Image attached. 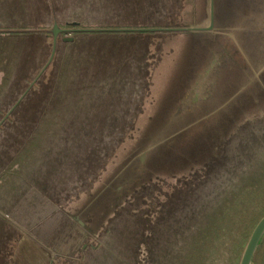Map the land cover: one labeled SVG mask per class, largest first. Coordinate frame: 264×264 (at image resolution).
<instances>
[{
    "label": "rangeland",
    "instance_id": "rangeland-1",
    "mask_svg": "<svg viewBox=\"0 0 264 264\" xmlns=\"http://www.w3.org/2000/svg\"><path fill=\"white\" fill-rule=\"evenodd\" d=\"M43 2L36 0L35 6L40 8ZM182 2V7L174 19V26L177 28L199 27L210 16L212 0ZM110 3L111 14L115 13L114 9L119 5V1L109 0L108 5L102 9L103 15L109 14L108 11L105 12V8H108ZM178 4L180 0H173L175 9H167L161 13V19L165 18L167 24L176 14ZM213 5L216 9L218 6L226 9L230 14L242 10L254 12L258 16V11L264 10V2L260 0H213ZM13 6L15 8L16 4ZM55 10L58 16L59 10ZM63 12L68 13L69 10L66 8ZM122 12L123 9L118 11L119 18ZM32 14H37L30 19L34 26L47 24L49 15L46 17L37 10ZM153 19L145 15L134 19L127 16L121 25H140L141 28L153 23ZM103 23L108 25V21ZM121 25L118 23V27H123ZM123 32L130 33L125 35V38H109L107 42L115 49L119 50L121 47L126 52L133 47V43L128 46L121 43V39L131 41L132 36L131 31ZM233 33L234 31L230 32ZM222 34L215 36L196 30L185 33L172 32L163 36L165 39L161 59L154 68L149 100L139 117L137 132L120 147L117 156L115 150L124 131L117 134L109 130L100 131L103 134L100 139L92 142V145L97 146L96 150L92 151V146H88V141L83 138V131L72 130L81 125L94 127L89 119L92 116L87 112L92 109L98 116L95 106L99 99L98 86L102 83H87L86 81L93 77L78 75L86 62L79 66L77 59L72 63L73 73L67 74V70H71V54L60 55L50 72V75L53 73L50 82L43 81L44 87L51 88L65 77L64 86L66 79L69 81L68 98L58 99L54 106L44 110L40 118L28 114L26 122L17 120L25 124L19 126L21 129L18 130L14 121L6 119L1 123L3 117L0 114V123L5 127L0 130V195L3 191H8L7 197L24 198L28 194L27 197L30 196L38 204L41 203L40 209H44V212H39L38 221L36 226L31 228L30 236L43 241H53V237L41 236L54 232V215L51 219V211L48 210L52 209V204L56 212L58 208L57 225L60 219L61 223L67 226L72 222L68 218L76 216L86 224V230L98 233L130 193L149 180H172L200 169L220 153L222 144L235 129L247 119L264 112V78H258L241 93V100L224 108L218 116L208 117L222 101L229 100L235 90L246 86V76L255 75V66L247 67L237 55L224 61L218 72L214 73L213 80L216 85L212 89V102L203 103L199 109L191 111L181 107L188 90L203 73L206 64L213 61V55H221L234 49L231 44L234 38L225 36L226 33ZM234 37L238 42L237 49L244 51L241 34L235 33ZM3 38L4 41L0 44L5 47L9 40ZM32 43H35L34 40ZM7 52L13 54L12 50ZM4 53L0 51V55ZM263 62L264 54L257 60V64ZM13 63V60L7 61L5 58L0 60V92L11 86L8 82L14 79L18 71V66ZM1 99L0 95V103L5 101ZM43 102L47 100L44 99ZM36 106L40 108L39 104ZM74 107L79 109V118L70 113V109ZM37 108L31 110L35 111ZM114 111H119V106ZM133 116L128 115V122ZM202 118L207 119L198 122ZM110 121L109 116L100 117L101 126ZM112 126L113 124L110 127ZM127 133L131 132H125ZM87 156H95L100 167L93 168V164L87 162ZM217 161L218 165L205 170L209 171L207 176L199 173L183 184V180H179L174 190L165 187L164 191L161 183H152L139 189L132 198L129 197V204L123 206L111 219L105 236L101 238V235L84 250L81 245L82 256L71 254L68 263L128 264L129 259L143 256L140 252L134 254L124 250L120 240L143 239L148 232H154L160 241H164L162 237H172L169 243H189L188 248H181L179 254H171L174 261L177 255L176 264H193V257L189 258L190 246L193 240L202 236L212 237L209 241L217 244H210L209 250L197 264H240L253 230L264 216V178L257 177L264 176V121L254 124V127H247L235 137L227 158ZM230 161L233 163L230 164ZM85 162L91 168H87ZM96 173L102 175L99 180ZM84 174H89L88 179L87 176L82 177ZM40 195L43 198H40ZM19 203L22 206L23 199ZM6 211L13 218L20 220V212L16 208ZM42 219L46 220L44 225L41 223ZM204 227L206 231L201 234ZM72 230L73 227H69V231ZM110 232L113 235L110 236ZM77 238L72 236L68 239L69 242H64L66 252L69 250L67 245L75 246ZM61 239H64V236ZM19 241L21 242L14 246L16 254L10 264H22L25 261L39 264L43 261L46 255L37 247L36 240L25 237ZM85 241L89 242L90 239ZM158 244H155V248Z\"/></svg>",
    "mask_w": 264,
    "mask_h": 264
},
{
    "label": "water",
    "instance_id": "water-1",
    "mask_svg": "<svg viewBox=\"0 0 264 264\" xmlns=\"http://www.w3.org/2000/svg\"><path fill=\"white\" fill-rule=\"evenodd\" d=\"M43 1L47 3V0H43ZM172 1L173 0H146V1L135 0V2L130 5L125 4L121 6L124 14H126V7L129 8L130 15H128V17L134 19V18H141L143 15L151 16L154 18L152 20L153 23H151L150 25H145L144 27L141 28H138L140 27V25H133L131 27L129 26L130 29L128 27H126L127 29L124 28L122 29V27H118V29H110L115 31L129 30L131 32L137 33L136 36L133 39H131V41L128 40L130 41V43L134 41V39L136 41V42H132L134 46L131 48L130 59L128 62H123V59L126 58V56L121 55L118 56L115 59V62L112 64V65L115 64V67L113 68V71L111 73V75L114 78V81L110 83V86L108 87V89L110 90H107L105 92L99 90L98 92L99 95V99L97 100L98 104L97 106H95V110H97L98 116L92 109L90 110V113H92V117H89V119L92 122L91 125H94V127L91 128V126L85 127V125H81L74 127L72 129L77 131L81 130L80 132L83 131V138L87 140L88 143H92L94 141V136L92 137L91 134L89 133L93 129L98 130V132L100 131L106 132V130H109V131H113V133L115 134H117L118 131L122 129L119 132L120 133L122 131L124 132L119 138L120 143L118 144L119 146L117 145L116 148L117 151L115 150V156H117L120 147L128 139L134 137L137 132L139 117L143 113L146 102L149 100L154 68L161 59V55H162L161 50L163 48V42L165 39L163 36H167L172 32L185 33V32H193L199 30L200 32L209 33L215 36L216 34L226 33L225 36L230 35V37L234 38L233 40H231V44L234 45V49L232 51L228 50L227 53L223 52L221 55H216V54L213 55L214 56L213 61L206 64L203 73L199 75L196 83L194 82L193 86L188 90L186 95V100L183 101L181 104V107H184L187 110L191 111V110L199 109L201 104L212 102L214 97L212 96L213 95L212 89L216 85V82L213 80L215 78V74L222 67L224 61L233 59V55H237L238 58L247 67L250 65L255 66L254 68L255 75L246 76L247 77L246 86L235 90L230 96L229 100L222 101L217 106V108H215L214 111L209 114L208 117L218 116L224 108L228 107L235 101L237 102L241 100L242 98H240V95L241 93L245 92V89H247L249 84L255 83L258 78H264V74H262L264 72V62L261 64H257V60L261 58L264 54V10H261L260 12L258 11V16L254 12L253 13L248 11L242 12V10H236L231 12L230 14L226 12V9H221L220 6H218L216 9L213 5V0H212L210 16L203 21L201 26L191 27V28L190 27L177 28L176 26H174V19L177 17L178 11L182 7V3H183L182 0H180V4H178L176 9V14L174 15L173 19H171L169 24L165 22L164 20L165 18L161 19L160 17L163 11H167V9L168 10L175 9V7L173 8ZM260 1L264 2V0H260ZM42 13L45 16L44 10L42 11ZM54 13L55 14L52 19V27L46 30V32H50L51 34L45 36L46 39L43 43L44 46H46V51H47L46 55L48 60L44 64V67H42L41 71H39V73L30 80V83L26 85L27 89L26 92L23 93V96L21 98H17L15 103H13V106L10 105L12 108H10V106L9 107L7 106L8 108H6V110H8L9 112L7 114L1 115L3 117L1 123H3L6 119L12 118V114L14 110L21 102L26 101L28 94L34 93V95L36 94L38 96L37 90L40 91L41 95L45 97L47 102L53 101V99L48 97L47 95L50 88L44 90L43 87L39 86V84L42 81L50 82V77L53 75V73L50 75V72L55 62L57 63L58 58L65 51V48L63 49L62 45L65 43V41L67 42L73 40V37L70 36L63 37L61 34L63 33L69 34L70 32L74 31L71 29L61 28L59 26V20L56 17V12L54 11ZM121 24L123 23H120V25ZM47 25H50V23L47 22ZM161 25H167V26H161ZM231 31H234V33L230 34ZM151 33L153 35H151ZM235 33L241 34L242 40L244 42V51L241 50L242 53L236 47V44H238V42L234 37ZM130 43L127 42L128 46ZM219 44H221V41L219 42ZM40 45H41V41L39 40V46ZM134 48L138 49L137 55L134 54ZM11 86L13 85L11 84ZM263 87H264V83H263ZM19 90H20L19 87L13 86V90L11 93L18 92ZM117 106H119V111H114ZM103 108H106V110ZM31 109L28 114L33 115V117H35V115H38V112L40 110L39 107L35 111H32ZM28 114L22 116V120L21 119H17V120L26 122L28 120L26 118ZM128 115H134L130 122H128ZM101 116H109L111 121L101 126L100 125ZM205 119L207 118H202L198 120V122L205 121ZM17 120H16L17 124L15 127H17L18 130L21 129L19 128V126H24L25 124L22 122H17ZM262 121H264V112L260 113L259 115L253 118L247 119L237 129H235L234 132L226 139L225 143L222 144V149L220 153L217 156H215L209 162H206L200 169L196 170L190 175L187 174V175L179 176L178 178L176 177L173 178L172 180H166L162 178H155L149 180L147 183L139 187L136 191L126 196L125 200L118 206L113 216L107 221V223H105V225L98 233H93L90 230L89 231L86 230V224L83 221H81L80 217H76V216H70L68 218L71 219L72 222L67 226L62 224L60 219L57 225L56 224L57 222L56 216L58 215V208H57V212L56 209L50 210L52 213L53 211H55L53 213L54 232L52 233L47 232L45 233V235L41 234V236L53 237L54 238L53 241H43L40 238L35 239L32 236H30V234H24L21 237V239L25 237H29L38 242L37 247L41 251H43V253L46 255L45 258L42 259L43 261L39 264H63L64 262L65 264H69L68 259L71 256V254H76L79 257L82 256L80 252L81 245H82V249L84 250V248L87 245H89V243H93L101 235L102 238L106 234L107 230H109L107 225H109L111 219L123 206L129 204L128 203L129 197L132 198L139 189L141 190L144 187H148L152 183H158V184L161 183L164 187L163 189L164 191H166L165 187H169L174 190V187H176L179 180H183L181 183L183 184L186 181L192 180L193 178L191 177L193 175L202 173L203 175L207 176L209 171L207 172L205 170L213 168L215 164L218 165L219 164V161H217L218 159L227 158V153L229 151L230 145L233 142V139L235 137L237 138L247 127L249 126L254 127V124ZM1 123H0V128H1L0 130H3L5 129V127L4 125L2 126ZM112 124L113 126L110 127ZM219 125L223 126L222 123H219ZM130 126H132L133 128L132 127L129 128ZM125 132H131V133L125 134ZM152 149L153 148H151V150ZM145 155H144V159L146 157ZM232 163L233 162L230 161V164ZM101 176L102 175L100 173L97 179L99 180ZM52 208H53V204H52ZM59 208H61V206H59ZM65 218L66 217L64 216V219ZM69 227H73V230L69 231ZM63 236L64 239H61V237ZM72 236L78 237L77 241L75 242L74 244L75 246L73 247H71L68 244L67 247L69 248V250L66 252V248H64V242L65 241L66 243L69 242L68 239ZM86 239H90V241L86 242L85 241ZM263 239H264V216L259 220L256 227L254 228L253 233L249 239V242L243 252L240 264L255 263V257L259 250V247L262 244ZM51 244L52 246H50ZM13 257L12 259H6L5 261L6 264H10V261L13 260ZM11 264H13V262H11ZM22 264H30V263L25 261Z\"/></svg>",
    "mask_w": 264,
    "mask_h": 264
},
{
    "label": "crops",
    "instance_id": "crops-1",
    "mask_svg": "<svg viewBox=\"0 0 264 264\" xmlns=\"http://www.w3.org/2000/svg\"><path fill=\"white\" fill-rule=\"evenodd\" d=\"M35 3L36 0H27L26 2L21 0H0V36L2 37H0V42L4 41L3 37H6L9 40V43H7L5 47H3V44H0V51L3 53L5 51L3 55H0V60L3 61L4 58L7 61L13 60L15 62L13 64L18 66V71L16 72L14 79L10 80L8 83L20 88L18 92L11 93L13 86H9L7 89L0 92L1 100L6 99L9 96H12L13 98H21L23 93L26 92V85L30 83V80L34 78L39 71H41L42 67H44V64L48 60L46 46L43 44L46 35H39V32H36L37 27L30 22V19L32 16H37V14H32V12L35 13V10L39 12L44 10L45 16L48 17L49 15V17L53 19L55 10L49 5L50 0H47L48 4L44 1L40 8L35 6ZM13 4H16L15 8ZM66 8L69 11L77 12L78 8H82L85 13L84 15H79V17L84 16L90 20L97 18L100 21H106L108 16L111 21L110 27H103L100 29H118V21L120 19L118 17V11L122 10L118 5H116L114 9L115 13L112 12V14L111 4L108 8H105V12L108 11L109 13L108 15H103V8L99 4L96 6L71 1L63 6V10ZM87 12H92V14L87 15ZM129 14L130 10L126 7V14L123 13L121 17H127ZM92 24H94L93 21ZM83 38L84 42L82 43V47L93 51V53L88 52L84 54L86 64H84L83 67L92 72L95 76L86 82L93 84L112 83L114 78L111 77V73L115 67V64H112L119 56L117 53L118 50L115 49L111 43H108L107 41L103 42L102 37ZM109 38L117 37L110 36ZM33 40L35 42L34 44L32 43ZM39 40L41 41L40 46ZM6 50H12L13 54L8 53ZM92 65L94 68H91ZM4 70L7 71L8 69ZM102 89L105 90L103 87H98V90L102 91ZM60 94V91H51L48 97L59 99ZM8 107H6L4 103H0V114H7L9 111L6 110V108ZM45 188L47 189V185H45ZM7 192L8 191H3L2 195H0V264H6V259H12L14 246L24 234L32 233L31 228L36 226L39 212H44V209H40L42 204H38L36 200L30 196L27 197L28 194H26L24 198L22 196L7 197ZM40 198H43V196L40 195ZM22 199L23 204L21 206L19 202ZM13 208H16L20 212L18 215L20 220L13 218L9 215L8 211H6L12 210ZM50 216L53 217L52 212H50ZM45 221L46 220L44 219L41 220L42 225H44Z\"/></svg>",
    "mask_w": 264,
    "mask_h": 264
},
{
    "label": "trees",
    "instance_id": "trees-1",
    "mask_svg": "<svg viewBox=\"0 0 264 264\" xmlns=\"http://www.w3.org/2000/svg\"><path fill=\"white\" fill-rule=\"evenodd\" d=\"M71 1L72 2L85 3V4H92V5H96V6H98V4H99L100 6H102V8L106 7L109 3V0H84V2H83V0H50L49 5L52 6L54 8V10L57 9V12H58V10L60 12V14L58 16L56 13L57 19L59 20V26L61 28H64V29L74 30V31L69 33V34H71L70 37H73V40L67 41V42L65 41V43L62 45L63 49L65 48V51L63 54L68 53V56H70V54H71V56L69 58L70 64H71V66H70L71 70H69V71L67 70V74L73 73L72 63L75 59L78 60V65L80 66L82 63L86 62V59H84V54H86L88 52L93 53L92 50H88L87 48L82 47V43L84 42L83 37H102L103 42H106L110 36H114V37L116 36L117 38H125V37H127L125 35H129V33H130V32H123V31L109 30V29H107V30L100 29L103 27H110L111 21H110L108 16H107V20H106V21H108V25H107V24L103 23L104 20L100 21L97 18L90 20L89 18H86L84 16L79 17V15H84V13H85V12H83L84 10L82 8H78V12L77 11H69L68 13L63 12L64 11L63 6L67 5ZM118 1H119V5H118L119 7H121L125 4L130 5V4L135 2V0H118ZM89 11H91V10H89ZM55 12H56V10H55ZM124 18H125V16L120 17L119 23L124 24ZM49 20L51 21V23ZM49 20H48V23H50V25L46 24V25L42 26L40 24V25L36 26L37 27L36 32H39V35L44 36V35H50L51 34L50 32H46L47 29L52 27V19L50 17H49ZM92 21L94 22V24H92ZM123 28H126V27L123 26L122 29ZM134 28H136V27H134ZM127 31H129V30H127ZM133 33H136V32H131L130 36H132V39L137 34V33L136 34H133ZM69 34L63 33L61 35L63 37L64 36L66 37V36H69ZM121 40H122L121 43H126V44H127V42L130 43V41H128L129 39L128 40L121 39ZM132 42H136L135 39ZM133 46H134V44H133ZM117 53L119 54V56L125 55L126 58L123 59V62H128L130 59L131 49L124 52L122 50V48L120 47V49L117 51ZM137 53H138V49L134 48V54L137 55ZM128 67H130V66H128ZM112 68H110V69H112ZM78 75L85 76V77H95L94 74L92 72H90L89 70L85 69L83 67V65L80 68ZM111 77H113V76L111 75ZM64 82H65V77H63L58 83H56L54 85V87H51L50 90L48 91L47 95H49L51 93V91H60L61 92L60 98L61 97H67L68 98L69 92H70L69 81L66 79L65 86H64ZM77 82H79V81H77ZM20 85H21V83H20ZM44 85L45 84L42 81L40 83V86L43 87L44 90H47V88L44 87ZM109 86H110V83L109 84H105V83L103 84L102 83L98 87L105 88V90L103 91V92H105L107 90H110V89H108ZM33 92H36V91H33ZM37 92H38V96L36 94H35L36 95L35 96L34 93L28 94L26 101L21 102L17 106V108L14 110V112L12 114V118H9L7 120L11 121V122H13V121L16 122L17 119L22 120V116L28 114L31 108H37L36 104L40 105V110L38 112V115H35V117L40 118L41 116H43L44 110H46V108L54 106L56 104V101L58 99H53L52 102H43L45 97L43 95H41L40 91L37 90ZM16 99L17 98H13L12 96H9L8 98L3 99L5 101L2 103H4L6 105V107L10 106V105L13 106V103H15ZM11 106H10V108H12ZM70 113L74 114L76 116V118L77 117L79 118V116H80L79 109L76 107L71 108ZM83 114H85V113H83ZM87 114H89V116H92V113H90V111H88ZM121 130H119V131H121ZM103 132H98V130L93 129L89 133L91 134L92 137L94 136V141H95V140L101 138V135L103 134ZM88 146H92V151L96 150V148H97V146L94 144L92 145V143H88ZM87 157H88L87 162H90L91 164H93L92 165L93 168H96L100 165V164H97V163H99V161L95 156H87ZM84 165L87 166V168H91V166H89L87 163ZM101 169H102V167H101ZM83 173H85V171ZM95 175H99V174L96 173ZM88 176H89V174H87V175L84 174V176H82V177H86V179H88ZM257 177L264 178V176H257ZM243 187H245V185H243ZM205 231H206V227H204L200 233L203 234ZM217 232L220 233V230H218ZM111 235H113L112 232H110V236ZM171 238L162 237L161 239L164 241H160L159 239L156 238L154 232H148L147 236L144 237L143 239L142 238L141 239L131 238L128 241L120 240V242H122V244L124 246V248H123L124 250H127L128 252L132 251V252H134V254H138L140 252L141 255L143 256V258H136L135 257L133 260H130L128 258L129 259L128 264H157V263L158 264H160V263L161 264H176L177 255H176L175 261H174L171 254H179L181 252V248H185V249L188 248L189 243L188 242H182V243H178V244L169 243ZM211 238L212 237H203L202 236L199 239L193 240V243L190 246V254L191 255L189 256V258L193 257V264H197V262H199V260H202L204 254L209 250L210 244H213V245L217 244L214 241H209V239H211ZM156 243H159L157 248H155ZM263 257H264V239H263L262 244L259 247V250L256 254L254 264H263V262H264ZM189 258H188V260H189ZM158 261H160V262H158Z\"/></svg>",
    "mask_w": 264,
    "mask_h": 264
}]
</instances>
